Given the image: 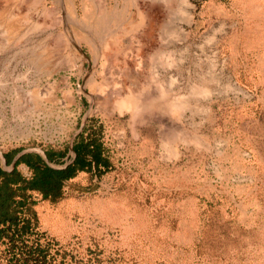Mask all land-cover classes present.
<instances>
[{
    "label": "rangeland",
    "instance_id": "374dc122",
    "mask_svg": "<svg viewBox=\"0 0 264 264\" xmlns=\"http://www.w3.org/2000/svg\"><path fill=\"white\" fill-rule=\"evenodd\" d=\"M6 14L0 152L62 167L92 138L107 163L58 198L26 191L30 239L66 264H264V0H0Z\"/></svg>",
    "mask_w": 264,
    "mask_h": 264
},
{
    "label": "trees",
    "instance_id": "16d2710c",
    "mask_svg": "<svg viewBox=\"0 0 264 264\" xmlns=\"http://www.w3.org/2000/svg\"><path fill=\"white\" fill-rule=\"evenodd\" d=\"M102 144L95 139H80L73 145L76 154L74 161L63 169L49 167L41 156L32 161L19 159L11 171H6L0 164V240H4L5 250L9 253L8 264H66L64 255L57 261L51 252V243H42L38 238L30 239L34 234L36 218L31 205L35 201L25 192L39 191L43 198L55 199L62 195L63 182L73 177L77 171H90L94 164L107 166L102 157ZM62 153L48 154L50 160L60 158ZM7 163L10 158L5 154ZM25 163L32 175L24 176L17 168ZM60 255V254H58Z\"/></svg>",
    "mask_w": 264,
    "mask_h": 264
},
{
    "label": "bare ground",
    "instance_id": "6f19581e",
    "mask_svg": "<svg viewBox=\"0 0 264 264\" xmlns=\"http://www.w3.org/2000/svg\"><path fill=\"white\" fill-rule=\"evenodd\" d=\"M0 24H1V26H3L4 27V31L6 32V34H7V36H9L10 38H12V37H14V36H16V35H18L19 34V27H20V24H19V20L16 18V17H14V16H12V15H10V14H6V15H1L0 16ZM66 34V33H65ZM67 39V38H66ZM63 41V40H62ZM67 41H69V40H67ZM71 43V42H70ZM111 43V42H110ZM69 44V43H68ZM67 45V44H66ZM63 51V50H62ZM75 56V55H74ZM46 54H45V56H43V58H42V60L41 61H43V60H46ZM67 57V56H66ZM69 58V57H68ZM69 62V61H68ZM73 63H71V65H72ZM75 64V63H74ZM94 85V84H93ZM92 85V86H93ZM94 88V87H93ZM99 89V88H98ZM90 90V89H89ZM91 90H93L94 91V89H91ZM96 91V90H95ZM94 91V92H95ZM131 91V90H130ZM163 91V90H162ZM161 91V92H162ZM97 93L99 92V90H97L96 91ZM101 92V91H100ZM134 92V91H133ZM132 91H131V93H128V94H126L125 96H123V97H121V99H119L120 101H119V107H120V109H127V110H130V111H132V113H133V117H135L138 113H139V110H140V103L138 104V102L136 101V98H135V93H133ZM165 92V91H164ZM48 93V92H47ZM93 93V92H92ZM102 93V92H101ZM52 94V93H51ZM51 94H48L47 95V97L50 99V98H52L51 97ZM32 95H34V96H36L37 95V93H36V91L34 92L33 91V93H32ZM91 95V94H90ZM160 95H162V94H160ZM163 96V95H162ZM155 98V97H154ZM54 99V98H53ZM147 102V101H146ZM153 102V101H152ZM150 102L149 104H148V107H151V106H153V104L155 105H157V103L156 102ZM158 102V101H157ZM162 104V103H161ZM164 104V103H163ZM158 105H160L159 103H158ZM168 106H170V104L168 105ZM168 106H167V108H168ZM171 108H173V107H175V106H170ZM177 107V106H176ZM166 108V109H167ZM173 109H175V108H173ZM168 110H170L169 108H168ZM175 110H178V107H177V109H175ZM160 111H161V109H160ZM174 111V110H173ZM178 113V112H177ZM21 136H25L24 134H21ZM174 150V149H173ZM169 152H171V149L169 150ZM174 151H172V153H173ZM174 154H176V153H174Z\"/></svg>",
    "mask_w": 264,
    "mask_h": 264
},
{
    "label": "water",
    "instance_id": "95a60500",
    "mask_svg": "<svg viewBox=\"0 0 264 264\" xmlns=\"http://www.w3.org/2000/svg\"><path fill=\"white\" fill-rule=\"evenodd\" d=\"M35 151H37L40 155L43 156V159H44L45 163H46L48 166H50L51 168H53V169H62V168H65V167H66V165H64V166H62V167H54V166H52V165L49 163V161H48L47 155H46L43 151H41V150H39V149H36ZM25 153H27V151H25V150H21V151H19V152L14 156V158L12 159V162H11L10 164H7V160H6L5 156L0 152V160H1L0 164H1V167H2L4 170H6V171H11V170L14 168L16 161H17L19 158H21V156L24 155Z\"/></svg>",
    "mask_w": 264,
    "mask_h": 264
},
{
    "label": "flooded vegetation",
    "instance_id": "af4514ba",
    "mask_svg": "<svg viewBox=\"0 0 264 264\" xmlns=\"http://www.w3.org/2000/svg\"><path fill=\"white\" fill-rule=\"evenodd\" d=\"M38 155L41 156L40 154H38ZM28 157H29V154H28V153H25V154L22 155L21 158H19V159H25V158L27 159ZM19 159H18V160H19ZM18 160H17V161H18ZM17 161H16V162H17ZM11 162H12V161H10V163H11ZM10 163H9V164H10ZM15 164H16V163H15ZM20 164H24V165H26L25 163H20ZM18 165H19V164H18ZM26 166H27V165H26ZM27 167H28V166H27ZM28 169H29V167H28Z\"/></svg>",
    "mask_w": 264,
    "mask_h": 264
},
{
    "label": "crops",
    "instance_id": "0c3cea01",
    "mask_svg": "<svg viewBox=\"0 0 264 264\" xmlns=\"http://www.w3.org/2000/svg\"><path fill=\"white\" fill-rule=\"evenodd\" d=\"M41 157L43 158V156L41 155Z\"/></svg>",
    "mask_w": 264,
    "mask_h": 264
}]
</instances>
